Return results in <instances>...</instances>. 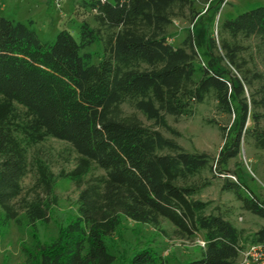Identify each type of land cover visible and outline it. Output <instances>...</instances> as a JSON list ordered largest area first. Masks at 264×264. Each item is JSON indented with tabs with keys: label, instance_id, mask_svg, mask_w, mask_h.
<instances>
[{
	"label": "trees",
	"instance_id": "trees-1",
	"mask_svg": "<svg viewBox=\"0 0 264 264\" xmlns=\"http://www.w3.org/2000/svg\"><path fill=\"white\" fill-rule=\"evenodd\" d=\"M87 3L98 26L82 22L79 40L62 29L54 42H44L28 24L0 16V220L31 227L32 241L22 244L24 264H116L108 239L123 217L154 226L168 219L185 237L204 232L202 255L185 264H238L246 243L264 242V226L246 237L224 213L208 212L210 202L197 195L212 183L202 176L213 170L211 155L188 151L136 113L127 114L123 104L177 135L167 115H192L208 97L224 113L237 114L238 127L216 159L217 172L225 174L223 190L264 218V199L223 168L244 139L264 148V74L251 72L242 55L244 41L264 43V5L223 21L219 40L204 36L208 26L175 46L168 27L176 17L192 14L195 21V0ZM98 40L103 54L95 63L82 51ZM200 51L207 60L199 59ZM49 136L78 153L76 166L63 175L80 192L77 214L56 238L43 242L37 222L51 216L55 174L38 158L32 195L24 194L22 181L30 171L28 147ZM95 165L105 173H92ZM124 264L167 260L146 246Z\"/></svg>",
	"mask_w": 264,
	"mask_h": 264
},
{
	"label": "rangeland",
	"instance_id": "rangeland-1",
	"mask_svg": "<svg viewBox=\"0 0 264 264\" xmlns=\"http://www.w3.org/2000/svg\"><path fill=\"white\" fill-rule=\"evenodd\" d=\"M88 1L91 2V0H0V16L28 24L36 29L44 42H54L62 29H68L79 40V26L82 22H87L91 27L98 26L96 12ZM195 1V8L199 11L198 20H192L190 18L192 14L184 18L176 17L168 27L169 40L175 46L181 45L190 32L194 34L197 29L199 36L208 26L210 27L206 29L204 36L206 38L214 36L219 40L223 21L264 5V0H211L208 3L204 0ZM198 42L200 49H203V42L200 39ZM244 44L247 48L242 55L247 60L248 68L251 72L264 74V43L252 38L244 41ZM82 53H91L92 61L98 63L103 54V43L98 40L84 48ZM201 53L199 59L207 60L203 57V52ZM200 76L199 72L196 78ZM246 96L250 97L249 90ZM18 109L20 115L25 117V109L22 106ZM123 109L127 114L136 113L147 126L175 138L188 151L207 152L211 155L214 161L213 170L204 171L202 176L210 179L212 183L197 195L198 198L210 202L208 212L224 213L239 229L244 230L246 237L264 226L263 217L245 210L232 192L222 189L225 174L217 172L216 159L229 141V133L238 127L237 114L224 113L219 109L217 100L208 97L203 103L195 105L192 115H167L168 124L177 130V135L157 125L154 120L136 111L129 104H123ZM252 124L250 120L249 125ZM28 155L30 171L22 181L24 194L34 193L30 188L36 181V159L46 161L55 174L54 196L50 197L55 199L52 202L51 216L48 222H37L41 240L48 242L56 238L60 228L67 225L77 214L80 189L70 178L64 177L63 172H68L76 166L79 155L69 142L52 136L29 146ZM223 168L225 172H232L228 175L234 179L233 173L236 174L264 199V148L257 147L251 139H244L240 153L230 159ZM92 173L104 174L105 171L95 165ZM175 230L174 224L168 219H163L159 226H154L123 217L116 233L108 239V244L117 256L116 264H124L137 249L146 246L154 247L166 258L167 264H185L200 257L204 249L203 241H206L204 232L185 237ZM32 239L31 227L18 225L14 221L1 223L0 220V264H24L22 244H29ZM249 244L246 243V246ZM243 258L240 254L238 264H246Z\"/></svg>",
	"mask_w": 264,
	"mask_h": 264
},
{
	"label": "built area",
	"instance_id": "built-area-1",
	"mask_svg": "<svg viewBox=\"0 0 264 264\" xmlns=\"http://www.w3.org/2000/svg\"><path fill=\"white\" fill-rule=\"evenodd\" d=\"M206 245V241H203V246ZM243 262L248 264L250 262H256L264 264V242L263 243H251L242 250Z\"/></svg>",
	"mask_w": 264,
	"mask_h": 264
},
{
	"label": "crops",
	"instance_id": "crops-1",
	"mask_svg": "<svg viewBox=\"0 0 264 264\" xmlns=\"http://www.w3.org/2000/svg\"><path fill=\"white\" fill-rule=\"evenodd\" d=\"M5 8V7H4Z\"/></svg>",
	"mask_w": 264,
	"mask_h": 264
}]
</instances>
